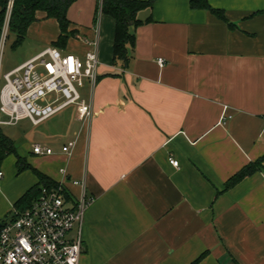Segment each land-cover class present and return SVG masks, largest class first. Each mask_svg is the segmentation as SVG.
I'll return each mask as SVG.
<instances>
[{
  "label": "crops",
  "instance_id": "0c3cea01",
  "mask_svg": "<svg viewBox=\"0 0 264 264\" xmlns=\"http://www.w3.org/2000/svg\"><path fill=\"white\" fill-rule=\"evenodd\" d=\"M191 1L153 0L139 10L125 67L113 62L115 21L96 12V0L69 6L74 32L65 42L55 44L57 20L38 11L13 46L18 66L47 47L83 56L97 39L98 76L84 83L89 123L75 105L59 110L57 133L44 137L66 140L58 148L44 142L50 155L33 153L39 142L17 147L1 129L21 158L65 180L72 196L84 184L92 201L80 264H264V167L224 190L264 155V0H206L225 20ZM27 122L41 123L11 125ZM14 167V154L0 163V217L37 182Z\"/></svg>",
  "mask_w": 264,
  "mask_h": 264
},
{
  "label": "built area",
  "instance_id": "2783aa9c",
  "mask_svg": "<svg viewBox=\"0 0 264 264\" xmlns=\"http://www.w3.org/2000/svg\"><path fill=\"white\" fill-rule=\"evenodd\" d=\"M12 5L13 0H8L0 32V66ZM87 45L89 49L83 56L47 47L5 72L0 85V112L6 119H0V124L11 125L28 118L36 125L71 104L75 105L78 118L89 123L94 113L77 87L84 86L85 81L91 86L96 82L97 39L89 40ZM157 61L164 63L161 57ZM49 94L55 95L51 101L46 100ZM73 145L74 141H69L62 150L68 152ZM32 150L37 155L53 152L40 143L34 144ZM169 162L178 166L172 157ZM80 184L82 192L77 197L68 191L65 180L52 186L40 185L29 207L0 219V264H80L84 214L92 201L84 184Z\"/></svg>",
  "mask_w": 264,
  "mask_h": 264
},
{
  "label": "trees",
  "instance_id": "16d2710c",
  "mask_svg": "<svg viewBox=\"0 0 264 264\" xmlns=\"http://www.w3.org/2000/svg\"><path fill=\"white\" fill-rule=\"evenodd\" d=\"M7 1L8 0H0V32L4 21ZM74 1L75 0H13L8 27V31L15 37L13 46L18 45L23 40L27 27L31 22L37 19L38 11L44 12L46 17H52L57 20L61 34L55 44L65 42L67 37L74 32L67 31L69 25L67 10ZM96 2V12L110 15L115 21L112 44L113 62L121 61L122 67H125L128 62L127 45H132L135 39L134 33L130 32V27H136L143 22L137 17V13L141 9L151 7L153 0H96ZM190 6L192 8L207 9L218 18L225 20L223 11L211 7L206 0H192ZM149 20L150 18L146 19V21ZM9 154L15 155L18 172L30 168L37 177V182L14 202V208L20 211L30 206L31 202L39 193L40 185L52 186L56 185L57 181L21 158L16 152V147L12 139L0 128V163ZM263 161L264 155L244 165L226 180L224 190L232 187L244 177L263 168Z\"/></svg>",
  "mask_w": 264,
  "mask_h": 264
},
{
  "label": "rangeland",
  "instance_id": "374dc122",
  "mask_svg": "<svg viewBox=\"0 0 264 264\" xmlns=\"http://www.w3.org/2000/svg\"><path fill=\"white\" fill-rule=\"evenodd\" d=\"M15 37L8 31L6 34V37L4 38L3 41V47H2V52H1V66H0V85L3 84L4 79H3V74L16 66L19 61L17 60V54L15 50H13V43H14ZM81 97H86L87 96V85L85 84L84 86L77 87ZM55 97L54 94H49L46 97L47 101H51ZM72 104L71 106H73ZM62 111L54 114L53 116H50L49 118L45 119L41 123H39L37 126H32L28 122L26 125L23 127V129H20L21 123L17 125H4L0 124V128L7 134L9 135L13 141L15 142L17 147H25L22 145L23 143L28 142L31 144L32 142H39L43 144L44 142L51 144L52 147L58 148L61 147V144L64 140H66L64 135H56L54 137H50L46 139L44 136L45 134H50V133H57V129L60 126L59 122H61V115ZM0 119H6L5 116H3L0 113ZM26 133H28L27 138H26ZM12 159V156H9ZM10 159V158H8ZM7 159V161H8ZM10 159V160H11ZM25 171H28L31 174H34V172L30 168L23 169ZM21 170V171H23ZM21 171L18 172L17 166L14 167V172L17 175ZM35 175V174H34ZM13 213V209L9 213H6V215H3L0 217V219H5L9 218L11 214Z\"/></svg>",
  "mask_w": 264,
  "mask_h": 264
}]
</instances>
